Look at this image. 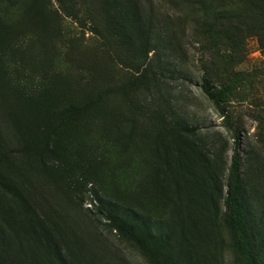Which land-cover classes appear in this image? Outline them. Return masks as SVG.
I'll use <instances>...</instances> for the list:
<instances>
[{
  "label": "rangeland",
  "instance_id": "rangeland-1",
  "mask_svg": "<svg viewBox=\"0 0 264 264\" xmlns=\"http://www.w3.org/2000/svg\"><path fill=\"white\" fill-rule=\"evenodd\" d=\"M245 1L208 4L228 10ZM199 2L0 0V177L39 210L70 264H248L223 217L237 142L252 232L264 246V48L246 34L231 55L241 76L222 116L203 90L204 69L213 80L219 62L204 37L211 13ZM121 5L143 29L136 38L120 35ZM256 19L264 26V14ZM38 103L80 110L61 128L56 161L23 149ZM181 141L202 152L189 154ZM195 175L209 177L216 193H202ZM92 191L159 225L168 251L116 232ZM7 238L14 252L19 240ZM21 246L24 256L35 251Z\"/></svg>",
  "mask_w": 264,
  "mask_h": 264
},
{
  "label": "trees",
  "instance_id": "trees-1",
  "mask_svg": "<svg viewBox=\"0 0 264 264\" xmlns=\"http://www.w3.org/2000/svg\"><path fill=\"white\" fill-rule=\"evenodd\" d=\"M209 1L199 2L206 13H211L209 21L213 22L212 24L208 21L205 23L206 36L204 37L206 42H213L208 50L216 54L219 63L212 65L215 71L213 80L211 72L207 68L204 69L206 75L203 77V90L206 97L221 111L222 116H226L224 108L229 104L235 88H238L237 83L241 76V73L232 71L231 65L234 60L231 55L244 49L243 40L247 37L246 34H255L259 46L264 48V26L256 19L257 16L264 14V0H246V7H240L238 2L237 8L228 10L224 6L220 10L213 8L211 4H208ZM122 8L123 5L120 6V25H118L121 37L123 39H130L131 35L138 37L143 30L138 19L129 18L125 9L121 13ZM232 21L238 25V34L236 29L230 25ZM225 54H230V56ZM234 65L238 64L234 63ZM39 103L28 110L31 118L27 119V123L23 126V149L38 154L37 156L34 154L36 157L56 161L54 144L57 141H63L59 136L61 128L71 120L70 118H75L80 110L71 106L52 111L47 107L42 108ZM44 103L47 104V102ZM186 142L181 141L180 145L189 154L202 152L200 147L192 145L191 142L185 147ZM207 163L208 161H203L205 166ZM194 177V186L200 187L202 193L206 191L216 193L213 183L206 184L209 177L197 175ZM246 187L247 182L241 176V158L239 142H237L223 199V217L233 237L234 245L241 251L239 253L245 252L243 255L247 263L264 264L263 242L257 241L252 232L253 222L249 217V196ZM0 188L6 193L0 195V264H38L34 260L37 257L40 258L42 264H70L65 261L64 256L54 245L51 232L43 224V218L41 219L39 210L32 205V202L16 187L8 186L1 177ZM92 193L94 200L103 210V216L116 232L130 238L144 250L154 247L162 253L168 251L170 236L159 225L130 210L118 209L115 204L102 200L93 191ZM7 231L19 240V248L13 249L14 252H11V248L6 244L8 238L5 239V233ZM24 244L29 250L33 249L36 252L33 251L29 257L24 256V248L21 246ZM27 259L30 261L26 263Z\"/></svg>",
  "mask_w": 264,
  "mask_h": 264
}]
</instances>
